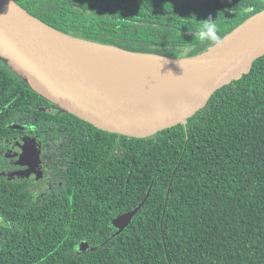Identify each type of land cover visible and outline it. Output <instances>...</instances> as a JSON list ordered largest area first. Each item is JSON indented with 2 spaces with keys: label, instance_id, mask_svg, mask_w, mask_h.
Returning a JSON list of instances; mask_svg holds the SVG:
<instances>
[{
  "label": "trees",
  "instance_id": "trees-1",
  "mask_svg": "<svg viewBox=\"0 0 264 264\" xmlns=\"http://www.w3.org/2000/svg\"><path fill=\"white\" fill-rule=\"evenodd\" d=\"M13 1L70 37L174 59L264 11V0ZM19 133L44 142L63 185L38 201L0 173V264H264V56L147 139L97 129L0 62V170ZM135 209L117 234L113 219Z\"/></svg>",
  "mask_w": 264,
  "mask_h": 264
},
{
  "label": "water",
  "instance_id": "water-1",
  "mask_svg": "<svg viewBox=\"0 0 264 264\" xmlns=\"http://www.w3.org/2000/svg\"><path fill=\"white\" fill-rule=\"evenodd\" d=\"M76 40L114 48L128 56L156 57L172 61L198 59L186 87L166 107H151L117 95L76 62L66 42ZM0 55L40 95L56 107L99 130L135 139L185 123L201 111L212 94L250 72L253 62L264 56V11L253 16L217 46L192 58L174 59L135 53L65 35L30 15L13 0H0ZM24 65V66H23ZM14 153L29 160L40 143L34 138L6 141ZM137 209L115 217L119 234ZM82 245V250L86 248Z\"/></svg>",
  "mask_w": 264,
  "mask_h": 264
},
{
  "label": "bare ground",
  "instance_id": "bare-ground-1",
  "mask_svg": "<svg viewBox=\"0 0 264 264\" xmlns=\"http://www.w3.org/2000/svg\"><path fill=\"white\" fill-rule=\"evenodd\" d=\"M73 59L114 93L139 104L166 107L186 87L198 59L172 61L128 56L114 48L66 42ZM24 66V65H23Z\"/></svg>",
  "mask_w": 264,
  "mask_h": 264
},
{
  "label": "flooded vegetation",
  "instance_id": "flooded-vegetation-1",
  "mask_svg": "<svg viewBox=\"0 0 264 264\" xmlns=\"http://www.w3.org/2000/svg\"><path fill=\"white\" fill-rule=\"evenodd\" d=\"M34 138L40 143V150L36 157L27 160L26 157L14 154L6 145V141L13 137ZM1 162V174L4 176L5 184L24 186L36 200L53 198L60 193V175L52 170L53 161L49 156V150L44 148V142L29 134L19 133L4 140ZM63 185V184H62Z\"/></svg>",
  "mask_w": 264,
  "mask_h": 264
},
{
  "label": "rangeland",
  "instance_id": "rangeland-1",
  "mask_svg": "<svg viewBox=\"0 0 264 264\" xmlns=\"http://www.w3.org/2000/svg\"><path fill=\"white\" fill-rule=\"evenodd\" d=\"M0 62H1L2 64H6V65L8 66V68L10 69V71H12L13 73L19 75L16 71H14L15 69H14L10 64H8V63L6 62V60L3 59V60H0ZM52 111H57V110L52 109Z\"/></svg>",
  "mask_w": 264,
  "mask_h": 264
}]
</instances>
